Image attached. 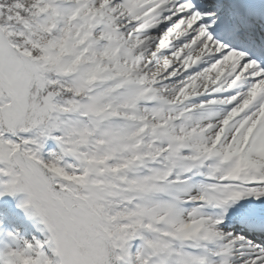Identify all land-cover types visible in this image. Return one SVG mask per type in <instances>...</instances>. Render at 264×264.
Returning <instances> with one entry per match:
<instances>
[{
  "label": "snow or ice",
  "instance_id": "snow-or-ice-1",
  "mask_svg": "<svg viewBox=\"0 0 264 264\" xmlns=\"http://www.w3.org/2000/svg\"><path fill=\"white\" fill-rule=\"evenodd\" d=\"M0 264H264V0H0Z\"/></svg>",
  "mask_w": 264,
  "mask_h": 264
},
{
  "label": "rangeland",
  "instance_id": "rangeland-1",
  "mask_svg": "<svg viewBox=\"0 0 264 264\" xmlns=\"http://www.w3.org/2000/svg\"><path fill=\"white\" fill-rule=\"evenodd\" d=\"M1 179H6V177H0ZM2 190V189H1ZM7 195H10V194H5V195H3V196H0V199H1V203H3V207H2V209H3V211H5V209H6V206L8 205V204H10V202H8V200H6V196ZM24 195H26L25 193H20L19 194V196H21V198H20V202L25 198V196ZM19 210L24 214V224L26 225V227H28V232L29 233H31L32 235L34 234L33 232H38V233H40L39 231H38V229H40V228H42L43 227V225L42 224H40V222H39V217H37V216H33L32 214H31V212H32V210L31 209H23V208H19ZM11 211V210H10ZM23 221V220H22ZM20 234V233H19ZM21 235V234H20ZM35 235H37V234H35ZM22 236H24V237H26V238H31L30 237V235H28V234H24L23 233V235ZM37 236H39V235H37Z\"/></svg>",
  "mask_w": 264,
  "mask_h": 264
},
{
  "label": "bare ground",
  "instance_id": "bare-ground-1",
  "mask_svg": "<svg viewBox=\"0 0 264 264\" xmlns=\"http://www.w3.org/2000/svg\"><path fill=\"white\" fill-rule=\"evenodd\" d=\"M1 179V178H0ZM1 190V189H0ZM24 196H26V195H24ZM0 235H2V232L0 231Z\"/></svg>",
  "mask_w": 264,
  "mask_h": 264
}]
</instances>
